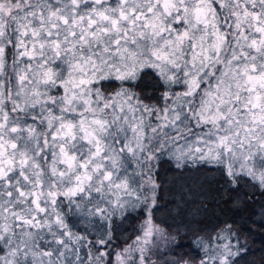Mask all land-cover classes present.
<instances>
[{
	"label": "snow or ice",
	"instance_id": "1",
	"mask_svg": "<svg viewBox=\"0 0 264 264\" xmlns=\"http://www.w3.org/2000/svg\"><path fill=\"white\" fill-rule=\"evenodd\" d=\"M165 165L264 195V0H0V264H240L157 222Z\"/></svg>",
	"mask_w": 264,
	"mask_h": 264
},
{
	"label": "trees",
	"instance_id": "2",
	"mask_svg": "<svg viewBox=\"0 0 264 264\" xmlns=\"http://www.w3.org/2000/svg\"><path fill=\"white\" fill-rule=\"evenodd\" d=\"M157 179L160 184L158 211H154L157 222L163 221L165 226L173 225L172 231L178 228L179 234L187 235L189 239L197 234L211 235L213 229L222 228L228 223L249 227L251 231L243 233L248 251L240 264H264V228L260 227L264 218V195L256 192L255 200L246 207L226 202L233 200L234 194L224 191L223 174L210 167L177 169L165 165ZM243 191L251 190L245 188ZM142 220L141 217L117 221L113 225L116 228L114 235L118 237L116 243L123 245L130 242L137 235L136 229ZM191 251L184 249V252Z\"/></svg>",
	"mask_w": 264,
	"mask_h": 264
},
{
	"label": "rangeland",
	"instance_id": "3",
	"mask_svg": "<svg viewBox=\"0 0 264 264\" xmlns=\"http://www.w3.org/2000/svg\"><path fill=\"white\" fill-rule=\"evenodd\" d=\"M182 192H183V191H182ZM182 192H181V193H179L177 197H179V196L182 194Z\"/></svg>",
	"mask_w": 264,
	"mask_h": 264
}]
</instances>
